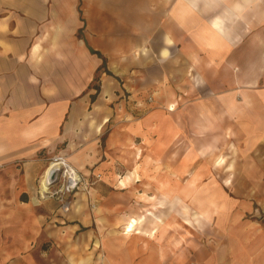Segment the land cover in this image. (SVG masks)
<instances>
[{
    "label": "crops",
    "instance_id": "0c3cea01",
    "mask_svg": "<svg viewBox=\"0 0 264 264\" xmlns=\"http://www.w3.org/2000/svg\"><path fill=\"white\" fill-rule=\"evenodd\" d=\"M65 1L60 12L72 18L69 0ZM118 2L116 16L132 31L125 41L131 47L130 70L116 78L103 74L101 87L106 93L119 90V97L127 93L128 110L114 119L107 112L95 120L83 117V104L71 101L70 82L54 65L60 58L45 52L44 39L50 34L45 30L39 36L38 31L46 9L38 0H0V264H49L42 249H71V229L75 234L101 216L97 212V196L105 199L101 192L141 186L148 191L142 205L154 209L155 215L148 209L146 214L129 216L126 223L142 218L140 236L156 238L159 244L154 249H124V256H119L122 249L111 242L103 264H264V246L257 245L263 243L260 234L248 243L243 235H234L237 241L232 239L231 248L173 245L182 235L183 242L191 237L182 205L193 204L198 197L194 190L213 186L207 181L210 173L197 161L213 151V144L192 148L189 143L203 138L223 141L233 131L248 140L254 158L261 157L264 0ZM90 51L105 59L101 52ZM151 93L161 102L147 103ZM198 93L204 96L197 98ZM217 133L220 136L213 141L211 136ZM58 154L87 176L102 175L89 194H77L66 215L54 199L39 195V178L48 159ZM254 164L247 170L254 182H243L239 189L262 188L264 166L256 160ZM202 174L205 180L199 179ZM212 197L206 195L205 222L216 216ZM148 215L153 217L150 228L145 227ZM225 216L224 224L229 221ZM222 231L223 236L229 234ZM93 235L91 239L89 232L84 242L95 239L100 245ZM242 238L245 246H240Z\"/></svg>",
    "mask_w": 264,
    "mask_h": 264
},
{
    "label": "rangeland",
    "instance_id": "374dc122",
    "mask_svg": "<svg viewBox=\"0 0 264 264\" xmlns=\"http://www.w3.org/2000/svg\"><path fill=\"white\" fill-rule=\"evenodd\" d=\"M62 1L38 0L39 6L44 7L48 12L47 15H44L42 23H39L38 35L40 36L45 30L48 35L50 34L48 38L44 39L43 46L46 53L60 58L59 61L54 62V65L60 73H63L64 81L66 76V80L68 79L70 82V89L74 92V94L71 93V96H74L71 101L83 104L82 116L87 115L95 120L106 117L107 112L113 113L112 119L117 115L126 114L128 108H125V102L129 101V95L122 93L123 96L119 97L121 93L119 90L114 93L112 88L111 92L106 93L102 91L101 87L103 74L114 78L116 75L125 76L129 69L127 65L132 58V53H128L131 47L125 44L127 38L132 35V31L120 23L119 17L116 16L120 0H69L72 18H67L60 12V7L67 3L65 0ZM90 48L102 53L107 61L106 68L110 73L104 72V69L97 71V64L101 65L103 61L97 53L91 52ZM119 76L118 80H122L123 78ZM98 87H100V91L93 101L92 96L97 95ZM40 96L42 97V95ZM203 96L204 94L198 93L197 98ZM155 99L158 103L161 102L159 95L155 96L153 93L149 94L148 99L145 100L150 104L154 103ZM107 131L106 129L101 136L100 143L102 145L105 143ZM228 135L230 139L219 142L215 140L218 139L217 136H220L217 133L211 136L212 139L214 138L213 141L215 140L214 143L211 139L206 141V138L189 143L192 148L194 146L203 148L207 144H213V151L208 156L199 157L197 160L199 168L203 166L202 168L205 171L207 169L210 173L207 181H213V186L212 190L200 188L194 190L193 194L196 193L198 197L194 199L193 204L189 206L183 204L181 207L183 221L185 220L187 225L191 224L187 227L191 237H188L184 242L183 238H186L184 235H182L183 238L176 239L179 241V245L182 244V249H221L223 244L231 248L234 235H243L248 243V239L257 234L262 235L263 240V243L259 240L260 243L257 245L264 246V174L261 176V189L238 188V185L243 182H254L253 174L247 170L253 169L255 160L257 165L261 162L264 166V144L258 152L261 157L256 159L253 157L254 153L248 149V140L238 137L233 131H230ZM221 159H223L221 164H218ZM49 160L50 158L47 165ZM209 169H212L213 173ZM125 175L124 173L123 177ZM185 179L187 180V178ZM199 179L205 180L206 177L202 174ZM224 183L228 186L226 187ZM120 185V187H124L126 184ZM147 192L142 189V186L132 191L118 188L112 193L110 191L101 192L102 198H105L101 201L97 196V212L101 216L97 215V222H93L88 228L79 230L75 234L71 229L73 235L70 239L71 249H42L47 253L49 264H93L96 261L97 264H103L109 257L111 242L117 245L118 249H122L118 250L119 256H124V249H146V247L154 249V246L159 244L156 238L150 241L140 235L122 234L126 221L132 216L134 218V216L137 217V214H146L148 209L155 215L154 209L142 205L141 199H148ZM207 194H213L212 198L215 202L212 208L215 210L216 216L210 222H205L207 218L202 211L206 208ZM237 203L240 205L238 206ZM109 204L117 206L110 208ZM209 209H211V205ZM189 214H192V220L189 219ZM224 214L226 215L225 219L229 220L225 224L221 221ZM195 217L199 218L196 220ZM152 219L153 217L148 215L145 227L150 228ZM230 219L232 220L230 221ZM223 228L229 232V234L226 233V237L223 236ZM181 230L183 233L187 229L182 228ZM89 232L91 239H93L94 233L97 235L100 245L94 244L95 239L93 241L89 239L87 243L84 242L85 236ZM236 238L235 241H237ZM170 241L168 246L172 244ZM242 242L240 246H245L243 238ZM47 244L51 245L49 242ZM164 246L168 248L166 245Z\"/></svg>",
    "mask_w": 264,
    "mask_h": 264
},
{
    "label": "built area",
    "instance_id": "2783aa9c",
    "mask_svg": "<svg viewBox=\"0 0 264 264\" xmlns=\"http://www.w3.org/2000/svg\"><path fill=\"white\" fill-rule=\"evenodd\" d=\"M49 161L44 170L45 172L52 170L47 181L48 191L45 196L42 194V184L39 180V195L43 200L55 199L58 203V210L66 215L72 210L77 194L81 191L89 194L97 182L102 179V175L98 174L94 177L85 175L65 155L52 156Z\"/></svg>",
    "mask_w": 264,
    "mask_h": 264
},
{
    "label": "bare ground",
    "instance_id": "6f19581e",
    "mask_svg": "<svg viewBox=\"0 0 264 264\" xmlns=\"http://www.w3.org/2000/svg\"><path fill=\"white\" fill-rule=\"evenodd\" d=\"M52 173V170H48L47 172H43L42 176H41V179H40V183L42 184V188H41V191H42V194L45 196V193L48 191V187H47V181L49 180L50 178V175ZM127 181V180H126ZM125 181V182H126ZM126 184V183H125ZM199 217H195V219L197 220ZM191 222V221H189ZM143 223V220L142 218L140 219H133V220H129L125 226H124V231H123V235H127V236H132L133 234H139L141 235V232H140V228H139V225H141ZM151 235H153V237H155V232L151 233ZM182 243V242H181ZM173 245L175 246H178L179 245V241H175L173 243Z\"/></svg>",
    "mask_w": 264,
    "mask_h": 264
},
{
    "label": "trees",
    "instance_id": "16d2710c",
    "mask_svg": "<svg viewBox=\"0 0 264 264\" xmlns=\"http://www.w3.org/2000/svg\"><path fill=\"white\" fill-rule=\"evenodd\" d=\"M102 58H103V57H102ZM102 69H104V72H106V73H110V72L108 71V69L106 68V60H105V59H103V63H102V65L98 68L97 71L99 72V71H101ZM99 91H100V87H98L97 95H93V96H92V100H93V101L95 100L96 96H98Z\"/></svg>",
    "mask_w": 264,
    "mask_h": 264
}]
</instances>
